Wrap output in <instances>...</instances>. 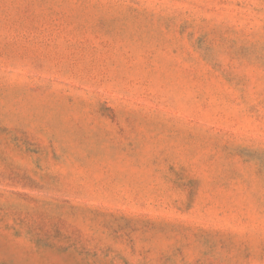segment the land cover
Returning <instances> with one entry per match:
<instances>
[{
    "label": "rangeland",
    "instance_id": "1",
    "mask_svg": "<svg viewBox=\"0 0 264 264\" xmlns=\"http://www.w3.org/2000/svg\"><path fill=\"white\" fill-rule=\"evenodd\" d=\"M0 264H264V0H0Z\"/></svg>",
    "mask_w": 264,
    "mask_h": 264
}]
</instances>
